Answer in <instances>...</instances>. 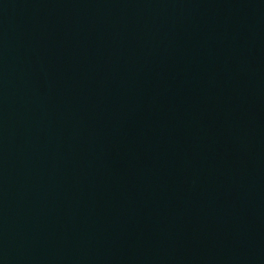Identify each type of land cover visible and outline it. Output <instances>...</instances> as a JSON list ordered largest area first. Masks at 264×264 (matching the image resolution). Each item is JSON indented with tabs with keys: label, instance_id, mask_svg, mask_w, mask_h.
Here are the masks:
<instances>
[{
	"label": "water",
	"instance_id": "1",
	"mask_svg": "<svg viewBox=\"0 0 264 264\" xmlns=\"http://www.w3.org/2000/svg\"><path fill=\"white\" fill-rule=\"evenodd\" d=\"M0 264H264V0H0Z\"/></svg>",
	"mask_w": 264,
	"mask_h": 264
}]
</instances>
